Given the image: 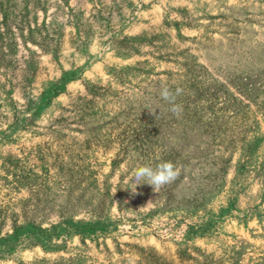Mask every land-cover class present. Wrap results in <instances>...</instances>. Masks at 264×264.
Instances as JSON below:
<instances>
[{"label":"rangeland","instance_id":"rangeland-1","mask_svg":"<svg viewBox=\"0 0 264 264\" xmlns=\"http://www.w3.org/2000/svg\"><path fill=\"white\" fill-rule=\"evenodd\" d=\"M0 264H264V0H0Z\"/></svg>","mask_w":264,"mask_h":264},{"label":"clouds","instance_id":"clouds-1","mask_svg":"<svg viewBox=\"0 0 264 264\" xmlns=\"http://www.w3.org/2000/svg\"><path fill=\"white\" fill-rule=\"evenodd\" d=\"M178 95L179 89L173 93L168 87H163L160 91L161 99L166 101L170 105V111L177 115L182 111V107L176 103ZM179 174L177 167L170 161H161L155 166L141 165L132 171L130 183L127 186L132 189L133 193H135L131 186L133 183L135 190L142 183L151 185L155 190L173 182Z\"/></svg>","mask_w":264,"mask_h":264}]
</instances>
